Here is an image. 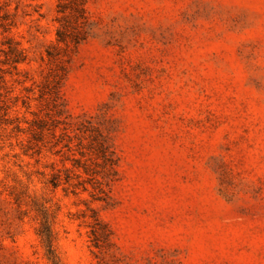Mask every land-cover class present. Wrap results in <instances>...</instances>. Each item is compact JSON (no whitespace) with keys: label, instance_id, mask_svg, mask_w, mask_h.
I'll use <instances>...</instances> for the list:
<instances>
[{"label":"rangeland","instance_id":"rangeland-1","mask_svg":"<svg viewBox=\"0 0 264 264\" xmlns=\"http://www.w3.org/2000/svg\"><path fill=\"white\" fill-rule=\"evenodd\" d=\"M85 8L0 0V264H264V0Z\"/></svg>","mask_w":264,"mask_h":264},{"label":"trees","instance_id":"trees-1","mask_svg":"<svg viewBox=\"0 0 264 264\" xmlns=\"http://www.w3.org/2000/svg\"><path fill=\"white\" fill-rule=\"evenodd\" d=\"M85 2H86V0H69L70 8L75 13L73 15L75 17V21H76L77 25L83 26L85 20L87 19ZM65 4H67V3H64L62 1L60 2V4H59V7H61L60 11H64L63 7H65ZM57 34H58V40L59 41H65L66 40L64 29H62V28L59 29ZM84 38H85L84 35L77 37L76 43H78L80 40H82ZM98 134H99L98 137H100L98 139V147H97L98 154H99V156H101L103 158V160L105 162H109L111 171L115 173L116 172V165H117V160L114 157L115 152L113 150H111V147L106 142L104 135L101 132ZM59 182H60V177L58 175H54V177L52 179V184L54 186H58ZM44 228L45 229L40 230V234H41L42 239L45 243L49 259H51L54 262L53 236L51 234L52 232L50 231L49 228H47V225Z\"/></svg>","mask_w":264,"mask_h":264}]
</instances>
